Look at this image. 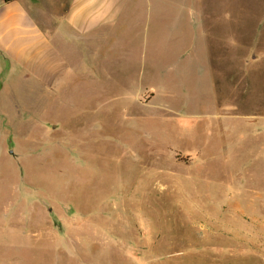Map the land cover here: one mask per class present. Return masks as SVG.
I'll return each mask as SVG.
<instances>
[{
  "label": "rangeland",
  "instance_id": "obj_1",
  "mask_svg": "<svg viewBox=\"0 0 264 264\" xmlns=\"http://www.w3.org/2000/svg\"><path fill=\"white\" fill-rule=\"evenodd\" d=\"M133 1L3 121L0 264H264V0Z\"/></svg>",
  "mask_w": 264,
  "mask_h": 264
},
{
  "label": "crops",
  "instance_id": "obj_2",
  "mask_svg": "<svg viewBox=\"0 0 264 264\" xmlns=\"http://www.w3.org/2000/svg\"><path fill=\"white\" fill-rule=\"evenodd\" d=\"M132 2L0 0V129L4 120L26 114L56 123L58 120L40 115L43 111L36 100H57L60 87L72 77L75 66L93 64L85 57L93 54L89 50H104L96 45L101 38L106 44H116L114 33L105 37L97 31L104 28L117 33L123 10ZM119 38L123 45V38ZM108 50L117 49L109 46ZM204 52L207 50H201ZM103 60L98 58L94 64L100 66ZM102 81L98 78L91 82ZM81 84L89 86L90 81L82 80Z\"/></svg>",
  "mask_w": 264,
  "mask_h": 264
},
{
  "label": "trees",
  "instance_id": "obj_3",
  "mask_svg": "<svg viewBox=\"0 0 264 264\" xmlns=\"http://www.w3.org/2000/svg\"><path fill=\"white\" fill-rule=\"evenodd\" d=\"M4 2H8V1H10V0H3Z\"/></svg>",
  "mask_w": 264,
  "mask_h": 264
}]
</instances>
